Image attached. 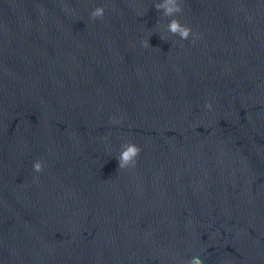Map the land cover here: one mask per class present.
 <instances>
[{
    "label": "water",
    "instance_id": "1",
    "mask_svg": "<svg viewBox=\"0 0 264 264\" xmlns=\"http://www.w3.org/2000/svg\"><path fill=\"white\" fill-rule=\"evenodd\" d=\"M157 2L0 0V264H264V0Z\"/></svg>",
    "mask_w": 264,
    "mask_h": 264
},
{
    "label": "clouds",
    "instance_id": "2",
    "mask_svg": "<svg viewBox=\"0 0 264 264\" xmlns=\"http://www.w3.org/2000/svg\"><path fill=\"white\" fill-rule=\"evenodd\" d=\"M182 3L183 0H160V2L154 4V8L158 12H161L162 16L171 18L166 25H163L167 33H170L173 36H178L181 40H187L190 34H192V29L187 26V24H181V22L176 18V16L178 14H181L184 10L182 7ZM104 12V7H95L89 14L90 21L94 22L97 19L102 20L104 17ZM138 14L143 15V13ZM160 38L165 41L167 40V36L162 35L160 36ZM193 42H195V37L193 39ZM141 45L145 48L149 47V40H142ZM205 107L209 110L212 109L211 103H206ZM110 120L113 124L120 123L119 120H116L114 118H110ZM104 139L107 140L108 137L105 136ZM140 151V147H138L135 143L126 142L122 144L121 150L116 157L118 161V170L134 168L136 165V158L139 155ZM32 167L33 171L36 173L43 171V161H34ZM186 264H202V262L199 258L193 257L192 259L187 261Z\"/></svg>",
    "mask_w": 264,
    "mask_h": 264
}]
</instances>
